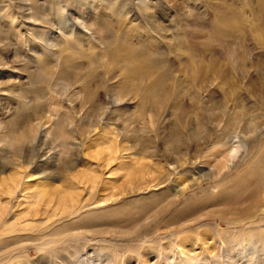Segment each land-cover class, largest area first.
Returning <instances> with one entry per match:
<instances>
[{
    "label": "bare ground",
    "instance_id": "bare-ground-1",
    "mask_svg": "<svg viewBox=\"0 0 264 264\" xmlns=\"http://www.w3.org/2000/svg\"><path fill=\"white\" fill-rule=\"evenodd\" d=\"M31 1L29 6H35ZM54 1L59 4L63 0ZM139 1L143 7H147L151 0ZM114 7H117L115 3L112 4V10L117 13L118 17H125L129 14L126 2H122L117 10H114ZM261 11H263V7ZM257 12L259 13L260 10ZM260 15L261 17H257L261 18L257 24L264 19H262L263 15ZM262 25L264 26V24ZM261 28L263 29V27ZM107 29L106 25L101 24L99 33L105 36L102 42L104 45L102 52L91 53L92 57L86 67L88 71L99 66H104L106 73L109 70L117 71L112 76L104 73L100 78L105 101L102 100L103 95L99 90L89 84L86 75L78 78L79 82L83 81L81 90L73 91L65 77L71 61L77 55L81 57L79 55L81 51L72 48L71 41L79 42L86 38L85 35L74 36L73 31H64L68 43L63 38H52L49 41L57 60L45 63L46 60L40 57L41 66L39 68H41V73L46 76L45 78L49 81L64 79L61 82L64 85V87L61 85L63 87L61 92L70 95L68 110L64 114L71 118L70 111L76 109L77 102L81 103L82 111L81 113L77 112L74 122L76 121L79 126H82L84 132L89 133L80 143L81 146H74L75 143L69 141V130L57 131L65 120L59 113L62 108L60 102L55 103L49 114L38 106H33L30 109L31 104H23V106L21 104L22 107L18 108L10 119L11 128L6 144L11 145L9 148L11 153L0 151V264H38L36 263L38 258L31 256L30 244L34 245L39 255L42 256L43 253H48L49 249H54L58 245H68V240L75 239L73 244L76 246L75 251L80 247L78 242H82L78 238L84 237L86 233H90L96 227H99V232L110 233L109 226H117L122 221L133 219L134 211L139 212L138 216H143L140 221L141 225L145 223L150 225L151 217L158 215L160 211L161 213L167 212L168 208H174L172 209L174 219L181 221L186 207L191 208L194 205L198 207L203 203L212 205L211 208L217 206V203L228 205L231 203L233 208H227L229 209L227 213L231 209L240 210L242 205L244 207L251 201L253 205H250L249 209L260 203L259 208L250 215H248L249 213L236 214L234 217L236 222H241L245 219L242 217L247 215L253 220L256 213L264 209V170L258 168V164L261 165L264 160L255 161L253 159L256 155L255 147L249 150V144L253 145L252 141L258 135L260 136L264 127H259L253 122L254 124L250 125L251 128L244 132L238 131V129H229L220 136V139L218 138V145L211 151L209 149L208 153L202 156L203 158L198 159L193 156L192 159H186L176 156L172 159L168 152L172 150V145L182 141L181 136L170 135L165 141L167 146L161 152L159 148L149 145L148 140L136 136L140 127L132 126L134 122H130V117H123L122 123L113 120V113L118 111V115L121 116L122 108L126 113L129 111L127 106L131 102H137L140 111L148 113L150 121L147 127L157 125L160 128H166L177 117L182 123L188 107L190 109L188 112L198 114V110L204 109L205 103L201 91L209 90L211 84L213 85V82L218 78V65L216 67L213 63L215 58L207 56L208 63L206 65H201L202 62L197 64V60H203L199 58L201 55L197 52L193 53L186 47L181 50L172 47L165 50L160 44L158 47L153 45L147 47L153 42L148 43L147 46L141 45L142 43H134L132 39L119 33L116 36L114 34L107 35L105 33ZM219 34L216 32L210 34L211 38L205 45L209 47L215 42L221 45L224 38L215 36ZM158 37L162 41L175 39L173 35ZM189 38L186 40L191 42V38ZM223 42L225 43V41ZM201 43L203 44V42ZM210 49L212 50V48ZM68 50L73 51L67 55ZM234 51L228 52V55L235 65L237 57ZM165 53L172 55V58L175 56L179 65L173 64L175 61L171 63ZM185 68L193 72L191 89L185 88L183 84L182 70L184 71ZM113 78H116L114 83L112 82ZM61 86L60 89H62ZM190 90H192L190 92L192 96L187 100L186 93ZM261 90L264 91V84ZM39 100V98L36 99L37 102ZM112 106H115L114 110ZM28 108L33 110L32 114L29 117L26 115L27 118L22 117ZM83 108L89 112L84 113ZM225 109L226 111L231 110L228 104ZM201 113L198 114L199 117ZM84 119H86V123L83 121ZM95 121H100V123L95 124ZM182 127H185L184 123ZM201 127H204V121H201ZM41 133L44 137L47 133L52 136L59 149L48 153L46 147L42 146L43 142L39 141ZM3 139L4 136L0 134V142ZM33 140L41 142L39 149L33 148L30 155L22 154V149L18 146ZM258 141L260 143L261 139ZM248 150L249 153L245 156L244 152ZM243 156L245 157L241 162ZM209 160L214 163H209ZM262 165L264 166V164ZM8 170L9 172H7ZM176 175H179L180 178L183 176V180L178 176L175 181ZM54 180L60 182L57 183ZM205 183L208 185L205 186ZM168 185H170L169 188ZM240 185L242 189L247 187L244 192H241ZM213 186L218 188V193L208 192ZM128 187L129 189L133 187L137 193L129 195ZM197 187L204 188L203 190L207 193L203 200L206 203L200 201V198L199 200L194 198L197 200L188 199L185 204L178 205L182 196ZM227 209L221 210V214H224ZM170 215L171 213L157 220L160 224L169 223ZM251 225L247 228L240 226L234 229L230 227L222 229L219 225L214 224L218 237L215 241L218 240L222 250H226V256H224L225 254L223 256L229 264H253L255 261L264 260V216L259 222L254 220ZM100 227L106 228L102 230ZM147 234L145 231L143 235L140 234L141 239L144 238L146 241ZM189 237L186 236L178 240L173 237L174 240L169 244H155L149 240L146 243L152 244L151 247L155 250L157 248L164 250L168 257L173 254H176L173 256L178 255V259L172 264H201L203 255L201 252H196L195 249L190 251ZM97 240L96 242L100 241ZM104 241L101 240L100 243L104 244ZM210 244L213 245L212 242ZM112 248L114 254L107 257L106 264H116L114 263L116 256H118L117 259H123V253L113 246ZM220 259L219 261L223 260ZM203 263L205 262L203 261ZM207 263L208 261L205 264ZM39 264L41 263L39 262ZM44 264L47 263L44 262ZM74 264L100 263L80 259L79 262L75 260Z\"/></svg>",
    "mask_w": 264,
    "mask_h": 264
},
{
    "label": "rangeland",
    "instance_id": "rangeland-1",
    "mask_svg": "<svg viewBox=\"0 0 264 264\" xmlns=\"http://www.w3.org/2000/svg\"><path fill=\"white\" fill-rule=\"evenodd\" d=\"M30 1L0 0V134L4 136L3 141L0 142V151L11 153L9 149L11 145L6 144L11 128L9 122L15 111L18 108L20 109L23 104H31L30 109L33 106H38L49 114L55 103L60 102L62 108L59 113L65 120L57 131L69 130V141L75 143L74 146H81L80 143L89 135L88 132H84L82 126H79L76 121L74 122L77 112L81 113L82 111L81 103L77 102L76 109L70 111L71 118L64 114L68 110L67 106L70 103V95L65 92L64 95L61 92L64 87L61 82L64 79L49 81L45 78L46 76L41 73V68H39L41 66L40 57L46 60L45 63L57 60V57H54V50L51 49L52 45H49V41L52 38H63L68 43L65 39L64 31H73L74 36L85 35L86 38L79 40V42L77 40L71 41V47L79 49L81 57L73 53L76 58L71 61L65 77L71 85L70 89L73 91L81 90L80 87L83 85V81L79 82L78 78L86 75L89 84L99 90L103 95L102 100L105 101L104 90L101 86L102 80L100 79L106 73L105 67L99 66L91 71L86 69L92 57L90 54L94 51L102 52V46H104L102 42L105 36L99 33L101 24L107 26L108 29L105 31L107 35L114 34L116 36L119 33L132 39L134 43H142L141 45L147 46L148 43L153 42L147 47H151V45L158 47L160 44L165 50L169 47L176 50H178L177 48L181 50V48L186 47L192 50L193 53L197 52L201 55L199 58L203 60H197V64L202 62L201 65H206L208 56L209 58H215L213 63L216 67L218 65L217 80L213 82V85L211 84L209 90L201 91V95H204L205 103L204 109L198 110V114L202 112L200 117L196 113L188 112L190 110L188 107L183 119L184 122L181 123L179 117H177L171 123L173 125L169 124L166 128H160L157 125L147 127L150 117L148 113L140 111L137 102H131L127 106L129 111H126V113L123 112L124 108H122L120 110L121 116L118 115V111L113 113V120L117 123H122L123 117H130V122H134L132 126L140 127L136 136L148 140L147 143L149 145L155 146L163 152L167 146L166 139L170 135L176 134L181 136L182 141L172 145V150L168 152L169 157L182 156L186 159H192L193 156H196L200 159L208 153L209 149L211 151L218 145V138L220 139V136L224 135L229 129H238V131L244 132L250 129V125L254 123L259 127H264V91L261 90L264 84V26L262 25L264 24V0H151L147 7H143L139 0H63L59 4L55 3L54 0H32L31 3L35 6H29ZM122 2H126L129 7V11L127 10L130 14H127L129 17L126 15L125 17H118L117 13L112 10L113 3L119 7ZM117 7H114V10H117ZM262 7L263 11H261ZM259 10V13L263 15V20L260 22L262 26L260 23L257 24L259 19H261L257 18L261 17L257 12ZM66 19L68 20L66 21ZM213 32L220 33L215 36L224 39H222L221 45L215 42L208 47L205 44L210 40V34ZM157 35H166L167 37L173 35L175 39H172L173 41H162ZM186 38H189L191 42L194 41L193 45ZM206 48L207 50L212 48L214 51L210 49V53V50L207 51ZM233 50H235L234 53L237 57L235 65L228 55V52ZM71 51L73 50H68L66 54L72 53ZM165 55L168 56L167 58L171 63L175 61L173 64L179 65L175 56L172 58V55L167 53ZM109 71L106 74L110 76L117 73L116 70ZM182 75H184L183 84L185 88L191 89L193 72L185 68L184 71L182 70ZM115 79H112L113 83ZM47 83L50 85L48 84L47 86ZM60 86L62 89H60ZM191 91L186 93L187 100L192 96ZM37 98L40 99L38 102L36 101ZM226 104L231 108L230 111H226ZM88 107L90 110V103ZM112 107L114 110L115 106ZM29 108L22 117H26V115L29 117L32 114L33 110H29ZM83 109L84 113L88 111L86 108ZM96 118H98V115H96ZM83 121L86 123V119ZM201 121H204L205 128L201 127ZM97 122L100 123V121H95L94 123L98 124ZM183 123L185 127H182ZM98 127L100 128V126ZM40 137L39 141L43 142L42 146L46 147L48 153L59 149L53 137L49 136L48 133L45 137L41 133ZM259 139H261L260 143ZM37 141L22 143L18 147H21L22 154L30 155L33 148L39 149L41 146V142ZM252 143L253 145L249 144V150L255 147L256 155L253 159L261 162L264 160V129ZM249 150L244 152L245 156L249 153ZM245 156L241 157V162ZM81 158L83 157L81 156ZM211 160H209V163H214ZM262 164L264 162L261 165L258 164V168H263L264 170ZM178 176L174 177L175 181ZM183 178V176L181 178L179 176V179L183 180ZM54 182L58 183L60 181L54 180ZM207 185L208 183H205V186ZM167 187L169 188L170 185ZM130 188L132 189L128 187L129 195L137 193L133 187ZM246 188L242 189L241 187V192H244ZM203 189L197 187L189 190L179 199L178 205L185 204L188 199L197 200L194 198H198V200L200 198V201H203L205 194H207ZM208 192L216 194L218 193V188L213 186ZM201 196H203L202 200ZM249 203L244 207L242 205L240 210L231 209L229 213H227L230 209L229 207L233 208L231 203H229L230 205L217 203V206L212 208V205L210 204L211 206H209L207 203L208 206L203 203L198 207L195 205L191 208L186 207L184 216H181V221L174 219L172 210L174 208H168L169 211L162 213L160 211L158 215L152 216L149 220L151 221L150 225L145 222H143L145 224L141 225L140 221L143 216H138L139 212L134 211L133 219L122 221L117 226H109L110 233L99 232V227H96L90 233L85 234V239L83 236V238L80 237L81 239L78 238L82 242H78L80 247L75 251L76 246L73 245L75 239H70L67 241L69 242L68 245H58L54 249H49L48 253H43L42 256L39 255L35 246L30 244L31 256L32 258H38L36 261L38 264L39 262L41 264H44V262L47 264H74L75 260L79 262L80 259H88L92 263L106 264L107 257H111L114 254L112 252L113 246L123 253V259H117L118 256L115 257L114 263L116 264H172L178 259V255L173 256L176 255L173 254L168 257L164 250L152 248V244L146 243L147 240L155 242V244H169L174 240L172 239L173 237L178 240L190 236V251L195 249L196 252L202 253L201 264H205L207 261V264H229L224 258L226 250L224 249V252L219 241H215L218 237L215 233L214 224L219 225L222 229L228 227L234 229L240 226L247 228L254 220L259 222L261 217L264 216V209L257 212L252 220L250 217L248 218V215L254 213L259 208L260 203L252 209H249V207L253 205V202ZM224 209L227 210L224 214H221V210ZM169 212L171 213L169 223L160 224L158 220L168 216ZM246 213L249 214L242 217L245 219L241 222L234 220L236 214L244 215ZM100 228L103 230L106 227ZM140 229L148 233L146 241L144 238L141 239L143 232ZM97 239L100 241L105 240L104 244L106 246ZM211 242L213 243L212 246ZM220 254L222 258L219 257ZM75 257L76 259H74ZM216 257L219 258L217 259ZM219 259L223 260L219 261ZM253 264H264V260L255 261Z\"/></svg>",
    "mask_w": 264,
    "mask_h": 264
}]
</instances>
